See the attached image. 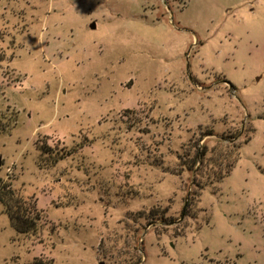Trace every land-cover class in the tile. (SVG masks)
<instances>
[{"label": "rangeland", "instance_id": "rangeland-1", "mask_svg": "<svg viewBox=\"0 0 264 264\" xmlns=\"http://www.w3.org/2000/svg\"><path fill=\"white\" fill-rule=\"evenodd\" d=\"M0 264H264V0H0Z\"/></svg>", "mask_w": 264, "mask_h": 264}, {"label": "trees", "instance_id": "trees-1", "mask_svg": "<svg viewBox=\"0 0 264 264\" xmlns=\"http://www.w3.org/2000/svg\"><path fill=\"white\" fill-rule=\"evenodd\" d=\"M10 200H12L13 201V198L11 197V199ZM9 200V201H10ZM14 202H15V204H16V200H14ZM10 203V205H11V202H9ZM11 213V212H10ZM11 215H13V213H11ZM10 218H12V216L10 217ZM39 217H37V219H38ZM13 219V218H12ZM40 219V218H39Z\"/></svg>", "mask_w": 264, "mask_h": 264}, {"label": "water", "instance_id": "water-1", "mask_svg": "<svg viewBox=\"0 0 264 264\" xmlns=\"http://www.w3.org/2000/svg\"><path fill=\"white\" fill-rule=\"evenodd\" d=\"M91 28L94 29V28H95V25L93 24V25L91 26Z\"/></svg>", "mask_w": 264, "mask_h": 264}]
</instances>
